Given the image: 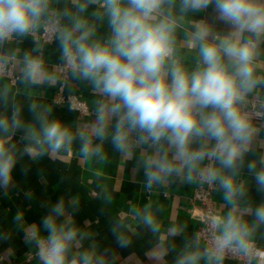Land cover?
<instances>
[{
	"label": "clouds",
	"instance_id": "clouds-1",
	"mask_svg": "<svg viewBox=\"0 0 264 264\" xmlns=\"http://www.w3.org/2000/svg\"><path fill=\"white\" fill-rule=\"evenodd\" d=\"M59 2L0 0V47L15 37L45 31L59 43L60 72L89 82L102 98L96 119L87 130L74 133L37 112L35 104L30 110L38 126L24 125L18 108L10 117L0 116V187L10 185L17 163L7 134L21 127L28 141L24 153L32 158L66 151L75 139L85 157L102 151L93 139L110 137L124 154L148 145L153 151L142 164L149 187L182 177L217 185L231 205L211 218L203 249L197 237L175 264H224L228 255L264 264V251L257 256L255 247L257 228L264 225V203L238 210L246 186L236 179L252 150L255 121L261 118L250 107V97L264 87V0H71V7L57 8ZM209 9L212 23H192L191 16ZM97 22L106 23V36L98 34ZM179 29L196 49L191 68L178 55ZM14 60V55H0V75L16 71ZM22 65V78L30 84L57 82L41 55L26 52ZM247 171L257 191L264 193V160L259 167L248 162ZM246 215L254 219L248 221ZM137 216L156 230L153 215L145 211ZM14 220L21 223L23 213ZM84 235L63 199L50 206L39 227L25 233L41 264H103L91 250L73 252ZM120 243L126 241L120 238Z\"/></svg>",
	"mask_w": 264,
	"mask_h": 264
},
{
	"label": "crops",
	"instance_id": "crops-1",
	"mask_svg": "<svg viewBox=\"0 0 264 264\" xmlns=\"http://www.w3.org/2000/svg\"><path fill=\"white\" fill-rule=\"evenodd\" d=\"M66 4L71 7V0H60L56 7L63 8ZM93 10L94 6L88 9L89 13ZM210 13L211 9L203 15L191 16V21L196 23L203 19L212 23ZM97 27L100 36L107 35L106 23L97 22ZM216 28L223 30L218 24ZM176 39L178 55L185 66L193 67L196 49L184 29L177 31ZM1 49L5 55L15 56L18 80L10 85L0 78V116L10 117L18 108L24 125L38 126L36 113L30 110L35 104L37 112L61 121L74 133L87 130L95 121L97 101L102 98L93 92L87 81L73 79L70 75L62 79L58 41L42 44L28 35L15 37ZM26 52L41 55L45 67L57 75V82L33 85L24 81L19 69ZM260 62V70L264 71V46ZM62 82L65 93L76 94L88 103L89 116H80L65 103L55 101ZM5 87L7 95L3 94ZM250 99L264 100V87ZM255 123L257 132L252 150L246 155L236 178L246 186L245 197L237 202L238 210L264 203V193L257 191L247 171L248 162H256L259 167L264 160V118ZM24 135V127L7 134L8 144L14 145L17 163L10 185L0 187V264H41L34 255L35 244L26 239L25 233L33 225L39 227L50 206L60 199L65 201L67 212L85 234L73 252L91 250L103 264H175L178 256L196 239L197 217L202 207L192 200V195L198 182L171 176L165 183L149 187L142 164L143 158L153 151L148 145L137 146L130 154H124L114 148L110 137L103 141L93 139V145L100 144L102 151L99 155L85 157L81 154L79 139H75L66 151L32 158L24 153L28 144ZM213 198L218 213L230 210L231 205L224 200L223 190L218 186ZM145 211L155 218V231L137 216V212ZM18 212L23 213V221L19 224L14 220ZM245 219L252 221L254 217L246 215ZM120 238L126 241L124 246ZM255 243L264 247V225L257 228ZM224 264L237 263L227 261Z\"/></svg>",
	"mask_w": 264,
	"mask_h": 264
},
{
	"label": "built area",
	"instance_id": "built-area-1",
	"mask_svg": "<svg viewBox=\"0 0 264 264\" xmlns=\"http://www.w3.org/2000/svg\"><path fill=\"white\" fill-rule=\"evenodd\" d=\"M31 37L33 40L40 42L42 44H52L55 41V39L47 35L45 31L37 32L34 35H31ZM0 55H5L1 47H0ZM14 64H15V60H14ZM60 75L62 79H64L67 78L69 74L61 72ZM0 78L5 79L10 85H15L18 80V75L16 72H13L11 74L0 75ZM55 101L57 103H65L71 110L75 111L80 116L86 117L91 114V108L84 99H82L76 94L65 93L64 82H62V84L58 87V91L55 96ZM252 101L253 103L252 105H250V107L254 108V110L260 113L261 118L258 120L263 119L264 109L261 108V105H264V100L261 101L252 100ZM216 188H217L216 185L197 183L192 195V200L199 203V205L202 207V213L197 217L198 226L196 229V238L197 237L200 238V244L202 245V248L205 246L206 238L209 235L211 218L218 213L213 198ZM255 247L257 249L256 255L259 256L260 252L264 251V247H261L257 243H255ZM34 255H36L39 258L37 247L34 252ZM227 261H232L237 264H249V258L238 255L226 256L224 263ZM250 264H256L255 259H252Z\"/></svg>",
	"mask_w": 264,
	"mask_h": 264
}]
</instances>
